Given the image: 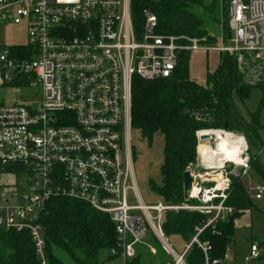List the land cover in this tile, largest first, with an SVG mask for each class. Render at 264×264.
Segmentation results:
<instances>
[{"label":"built area","instance_id":"2783aa9c","mask_svg":"<svg viewBox=\"0 0 264 264\" xmlns=\"http://www.w3.org/2000/svg\"><path fill=\"white\" fill-rule=\"evenodd\" d=\"M228 17L231 39L223 35L213 43L208 37L162 35L157 17L149 11L135 25L130 0H0V29L25 23L30 51L29 56H18L4 48L2 82L17 93L38 90L31 92L33 102L27 94L26 104L0 105V230L27 233L40 263L47 264L40 219L52 199L68 197L108 216L115 225L118 247L110 251L112 264H187L194 247L202 252L204 264L229 260L230 246L223 258L212 259V245L202 235L235 213L226 205L230 176L243 184L247 180L251 199L264 198V185L255 184L249 174L245 136L208 131L239 139L236 163L217 159L211 152L216 137L203 140V131L198 132V171L190 170L192 191L178 206L143 201L131 140L135 80L169 79L181 54L216 52L238 60L254 56L264 67V0H230ZM169 211L206 217L181 253L164 233ZM151 243L171 260L142 263L146 251L155 253ZM263 253L262 244H253L245 264L261 261Z\"/></svg>","mask_w":264,"mask_h":264},{"label":"trees","instance_id":"16d2710c","mask_svg":"<svg viewBox=\"0 0 264 264\" xmlns=\"http://www.w3.org/2000/svg\"><path fill=\"white\" fill-rule=\"evenodd\" d=\"M229 2L223 0L226 36ZM202 7L203 0H130L135 25H140L144 12L149 11L157 17L162 35L208 37L214 43L216 39L208 35L202 19L194 12ZM211 12L212 6L208 14ZM9 49L14 55H30L27 47ZM219 55L218 68L215 72H208L205 85L190 77V53L179 56L177 68L169 79L153 82L136 79L134 82L132 128L150 146L157 135L164 138L161 182H149L150 190L159 202L172 206L185 202L184 174L197 163L199 131L224 130L243 134L249 144L252 169L259 161L263 143L257 115H252L250 124L245 123L237 112L233 96L245 100L253 89H260L262 109L264 82L256 86L246 85L238 69V58ZM260 174L264 177L262 172ZM226 205L234 209V215L215 229L208 228L202 235V240L212 245V259L224 257L235 236L234 222L252 209V201L241 180L233 178ZM40 222L45 229L47 264H64L58 257L60 253L66 254L74 264H102L101 253L118 247L115 225L110 218L78 200L68 197L52 199ZM205 222L206 217L196 212L169 211L164 216L163 229L166 236L181 237L189 242L196 228ZM108 259L113 261L114 257L109 253ZM186 262L204 264V256L194 247ZM0 264H41L27 233L0 230Z\"/></svg>","mask_w":264,"mask_h":264},{"label":"rangeland","instance_id":"374dc122","mask_svg":"<svg viewBox=\"0 0 264 264\" xmlns=\"http://www.w3.org/2000/svg\"><path fill=\"white\" fill-rule=\"evenodd\" d=\"M203 6L204 7L201 9H195L194 12L202 19L203 28L206 30L208 35L218 41L219 38H221L222 31L224 30L223 24L225 22V17L223 14V0H203ZM211 6L212 12L208 14L209 7ZM225 31L226 30H224V32ZM11 47H28L27 25L25 23L20 26L7 25L1 27L0 53L4 50V48ZM219 61L220 55L216 52L193 53L190 68L192 79L198 84L204 85L207 80L208 72H215L220 63ZM238 69L243 75L246 85L256 86L264 82V67H260V64L255 60L254 56L246 55L242 59L238 60ZM0 70L2 71L1 68ZM2 81L3 80L0 76V105L10 106L16 103L26 104L27 94L30 96L28 102H33L36 100L35 97H32L31 92L36 93L38 90L27 91L24 89H19V93H17L15 88L4 85ZM17 94L21 95L20 99L17 98ZM233 99L237 112L245 123L250 124L252 115H257L260 125V138L262 143H264V108L260 109V103L262 99L261 90L257 88L253 89L250 96L245 100H241L236 95L233 96ZM131 140L133 147L134 171L140 194L143 201L147 205H155L159 202V198L150 190L149 182L154 181L157 184H160L161 182L160 167L164 160V138L161 135H157L153 145L150 146L141 138L140 134L133 129ZM217 142L218 141L214 143L216 144ZM204 150L205 148L203 147L200 149V152ZM195 168L196 165L191 166L187 169V171L190 172L191 170V172H197L198 169L196 170ZM234 169L235 167H233V170ZM231 170L232 169H230V171ZM260 172L264 174V150L260 154L258 163H256V166L251 169L249 173L255 184L264 185V177L260 174ZM230 177L233 183V178L235 177ZM246 183L247 180H245L244 185H246ZM251 201L252 209L246 211L239 219L234 222L235 236L230 245V257L229 260L225 261L223 264H244V258L249 254L250 248L253 244H262L264 248V198L261 201H256L255 199H251ZM166 238H168L170 244L177 253H181L184 250V245L186 244L184 239L181 237L168 236H166ZM151 244L155 249V253H152L151 250L146 251V254L142 255V263H158L159 261L163 262L171 260L170 257H167L166 253L161 247L155 243ZM109 253L110 252L108 251L101 253L100 263H113L112 259H108ZM58 257L62 262H64V264H74V262L70 260L66 254L60 253L58 254ZM232 257L234 260L231 263L230 259ZM254 264H264V253L262 260L257 261Z\"/></svg>","mask_w":264,"mask_h":264},{"label":"bare ground","instance_id":"6f19581e","mask_svg":"<svg viewBox=\"0 0 264 264\" xmlns=\"http://www.w3.org/2000/svg\"><path fill=\"white\" fill-rule=\"evenodd\" d=\"M213 135L216 137L218 144L216 148H211V152L213 155L217 156V159L223 161L224 159H228L230 161H235L236 163L239 162L238 155L241 148L239 145V139L233 137H221V133H213V132H203L201 136L209 137ZM201 149V148H200ZM214 149V151H213ZM216 158V157H215Z\"/></svg>","mask_w":264,"mask_h":264},{"label":"water","instance_id":"95a60500","mask_svg":"<svg viewBox=\"0 0 264 264\" xmlns=\"http://www.w3.org/2000/svg\"><path fill=\"white\" fill-rule=\"evenodd\" d=\"M229 39H231V35L229 34L228 36ZM209 137H203V140H208ZM192 185H193V178L190 174V172H186L184 174V182H183V187H184V199L185 201L189 200V194L192 191Z\"/></svg>","mask_w":264,"mask_h":264},{"label":"crops","instance_id":"0c3cea01","mask_svg":"<svg viewBox=\"0 0 264 264\" xmlns=\"http://www.w3.org/2000/svg\"><path fill=\"white\" fill-rule=\"evenodd\" d=\"M223 35L225 36V34H224V30L222 31V35H221V38L223 37ZM228 36H229V34L227 35V36H225L228 40H230L229 38H228ZM221 38H219V40L218 41H220L221 40ZM192 61V60H191ZM190 68H191V64H190ZM190 77H191V72H190ZM191 79H192V77H191ZM193 80V79H192ZM205 84H206V82H205ZM204 84V85H205ZM186 202V201H185ZM186 242V241H185ZM236 257V256H235ZM239 257V256H238ZM231 260V263H232V261L234 260L233 259V257L230 259ZM244 264H245V258H244Z\"/></svg>","mask_w":264,"mask_h":264}]
</instances>
